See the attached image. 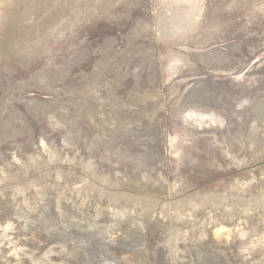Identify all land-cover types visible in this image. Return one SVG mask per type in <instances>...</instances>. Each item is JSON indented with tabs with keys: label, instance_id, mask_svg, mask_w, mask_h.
Listing matches in <instances>:
<instances>
[{
	"label": "rangeland",
	"instance_id": "1",
	"mask_svg": "<svg viewBox=\"0 0 264 264\" xmlns=\"http://www.w3.org/2000/svg\"><path fill=\"white\" fill-rule=\"evenodd\" d=\"M0 264H264V0H0Z\"/></svg>",
	"mask_w": 264,
	"mask_h": 264
},
{
	"label": "bare ground",
	"instance_id": "2",
	"mask_svg": "<svg viewBox=\"0 0 264 264\" xmlns=\"http://www.w3.org/2000/svg\"><path fill=\"white\" fill-rule=\"evenodd\" d=\"M169 16H170V17H172V16H173V14H171V13H170V14H169ZM171 22L173 23V22H174V20H173V21H171ZM170 27H172V26H170Z\"/></svg>",
	"mask_w": 264,
	"mask_h": 264
}]
</instances>
